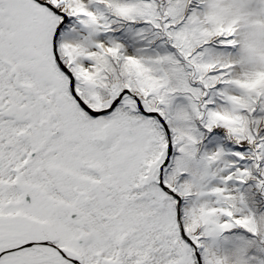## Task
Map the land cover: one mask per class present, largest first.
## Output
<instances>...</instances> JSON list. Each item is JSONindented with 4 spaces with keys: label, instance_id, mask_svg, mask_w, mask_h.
I'll list each match as a JSON object with an SVG mask.
<instances>
[{
    "label": "snow or ice",
    "instance_id": "obj_1",
    "mask_svg": "<svg viewBox=\"0 0 264 264\" xmlns=\"http://www.w3.org/2000/svg\"><path fill=\"white\" fill-rule=\"evenodd\" d=\"M0 264H264V0H0Z\"/></svg>",
    "mask_w": 264,
    "mask_h": 264
}]
</instances>
